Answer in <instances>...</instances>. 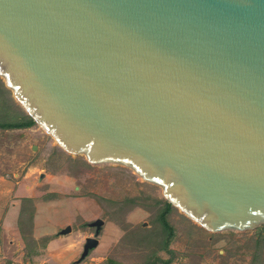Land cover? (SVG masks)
I'll return each mask as SVG.
<instances>
[{
  "label": "water",
  "instance_id": "95a60500",
  "mask_svg": "<svg viewBox=\"0 0 264 264\" xmlns=\"http://www.w3.org/2000/svg\"><path fill=\"white\" fill-rule=\"evenodd\" d=\"M0 81L63 151L199 227L264 225V0H0Z\"/></svg>",
  "mask_w": 264,
  "mask_h": 264
},
{
  "label": "rangeland",
  "instance_id": "374dc122",
  "mask_svg": "<svg viewBox=\"0 0 264 264\" xmlns=\"http://www.w3.org/2000/svg\"><path fill=\"white\" fill-rule=\"evenodd\" d=\"M165 201L131 169L71 156L35 124L0 129V264H264V225L212 233L171 207L168 238ZM88 238L97 244L83 256Z\"/></svg>",
  "mask_w": 264,
  "mask_h": 264
},
{
  "label": "trees",
  "instance_id": "16d2710c",
  "mask_svg": "<svg viewBox=\"0 0 264 264\" xmlns=\"http://www.w3.org/2000/svg\"><path fill=\"white\" fill-rule=\"evenodd\" d=\"M14 102L9 96V92L4 88L0 81V129L26 128L34 125V121L27 116L22 110L20 113L12 114L10 111ZM171 204L165 201L163 210L160 214V222L168 233V238L173 234L165 215L170 210ZM264 228V227H263Z\"/></svg>",
  "mask_w": 264,
  "mask_h": 264
},
{
  "label": "crops",
  "instance_id": "0c3cea01",
  "mask_svg": "<svg viewBox=\"0 0 264 264\" xmlns=\"http://www.w3.org/2000/svg\"><path fill=\"white\" fill-rule=\"evenodd\" d=\"M12 215H13V211H12V213L10 212V213H8L7 214V216L5 217V219L3 220V230H6V232H7V228L8 227H11L10 226V224H9V220H11V217H12ZM19 216H20V212H19V215L17 216V218H18V228H19V230H20V233L22 234V231H21V229H22V222H21V217L19 218ZM19 219H20V221H19ZM7 220V221H6ZM5 225H7V226H5ZM6 228V229H5ZM4 234L6 235V233L4 232ZM22 236H23V234H22ZM32 236V238H34L33 237V235H31ZM26 238V237H25ZM35 239V238H34ZM53 239L54 238H52V239H50V241H49V243L47 244V248H49V246H50V248H51V246H52V242H53ZM25 241V240H24ZM26 242V241H25Z\"/></svg>",
  "mask_w": 264,
  "mask_h": 264
},
{
  "label": "built area",
  "instance_id": "2783aa9c",
  "mask_svg": "<svg viewBox=\"0 0 264 264\" xmlns=\"http://www.w3.org/2000/svg\"><path fill=\"white\" fill-rule=\"evenodd\" d=\"M1 264H7V263L4 262V263H1Z\"/></svg>",
  "mask_w": 264,
  "mask_h": 264
}]
</instances>
